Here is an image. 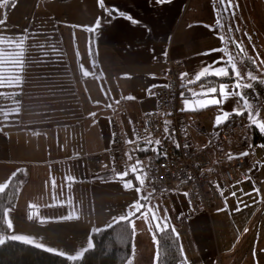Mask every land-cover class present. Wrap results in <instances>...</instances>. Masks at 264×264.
Instances as JSON below:
<instances>
[{
  "label": "crops",
  "instance_id": "obj_1",
  "mask_svg": "<svg viewBox=\"0 0 264 264\" xmlns=\"http://www.w3.org/2000/svg\"><path fill=\"white\" fill-rule=\"evenodd\" d=\"M70 1L67 0V5ZM102 2L103 7L99 0H92L85 4V10L79 9V13L87 17L83 28L86 33L83 50L78 46V40L74 42L75 56L70 54L73 49L68 56L62 46L68 67L66 73L73 76L79 87L76 95L80 105L79 118L59 124L54 123L58 118L54 121L46 119L44 121L49 125L54 124L43 131L14 129L0 123V185L7 183L13 173L21 172L23 176L17 204L11 208L6 221H11L15 233L26 237L42 234L61 238L67 233L65 249L58 252L68 257L86 247L93 233L113 224L114 217L129 210V205L140 194L135 191L138 185L133 178L134 187L125 189L113 176L107 156L112 127H118L123 137L131 140L136 117L156 107L157 91L166 81L165 61L172 43L170 54L179 63L180 74H189L181 80L184 84L178 109L188 130L190 144L199 150L215 147L204 169L209 176L205 188L213 205L209 212H196L183 193L160 194L153 192L147 184L142 193H153L148 205L159 217H167L168 225L175 229L186 264H240L241 258V264H264L260 255L264 252L263 169L261 171L258 166L257 154L251 151V145L257 144L253 129L259 128L249 126L246 113L232 115L215 126L217 116L238 106L235 98L219 106L181 111L185 107L181 93L189 96L188 89L199 92L203 82L188 84L187 81L193 80L202 66L222 56L227 59L215 46L225 29L210 24L211 17L207 13L211 8L214 14L215 4L201 0H168L163 4L156 0ZM188 3L189 9L184 13ZM127 16L138 23L133 24ZM50 18L60 24L52 15L47 17ZM98 19L99 27L96 26ZM66 33L68 38L78 37L77 30ZM74 58L78 73L73 72ZM84 71L89 73L87 77L83 75ZM209 80L217 85L220 82L231 85L227 78L217 81L210 76ZM129 96L134 99H126ZM194 106L199 107V104L190 103L188 107ZM92 113H95L94 117ZM238 116L240 118L234 121L237 128L215 146L220 128ZM73 129L78 131L73 132ZM217 151L224 159H229L230 155L236 158L244 152L250 154L244 156L248 161L246 177L225 183V178L217 173L219 164L224 161L217 157ZM66 176L73 177L74 182L66 183ZM141 203L145 202L141 200ZM30 215L31 220L28 219ZM63 216L72 219H58ZM235 219L244 222L236 223ZM133 220V251L126 264H157L158 258L154 259L158 256L157 231L151 216L149 223L143 216L133 217ZM138 229L140 236L136 233ZM82 230L83 234L79 235ZM9 233L7 236L12 235ZM7 236L0 233V237Z\"/></svg>",
  "mask_w": 264,
  "mask_h": 264
},
{
  "label": "rangeland",
  "instance_id": "obj_2",
  "mask_svg": "<svg viewBox=\"0 0 264 264\" xmlns=\"http://www.w3.org/2000/svg\"><path fill=\"white\" fill-rule=\"evenodd\" d=\"M90 1L92 0H71L67 5V0H14L13 3H15V7L11 6L8 10H6V6L0 8V21H3V23H0V34H6L11 37L12 35L19 36L23 33V31L27 30H29L31 33V30L36 26V23L41 22L44 18H47L48 16L50 17V15H52V18L60 23L57 24V29L60 37L62 36L65 53L68 54L70 49H73L74 52H71L70 54L71 56H75L77 49L75 50L74 42L78 40V46L81 50H83V42L86 35L83 28L86 27L87 17L85 14H80L79 9L81 7L85 10V4L89 3ZM201 1L214 3V0ZM232 4V11L222 17V22L225 29V34L223 35L224 41L222 42L220 38H217L220 42H216L215 46L219 47L227 57L229 53L232 55L238 54V49L235 48L232 40L234 39L237 42H241L249 57L256 59L258 54L259 58L256 59L255 70L250 69L245 63H238L237 66L239 70L242 74L247 71H251L253 75L258 77V79H263L264 63H261V61L264 60V0H232ZM237 5L238 7H236ZM189 6L190 5L188 3L184 13L187 12ZM218 7L219 5L215 4L214 14L211 8H209L207 12L211 17L210 24L212 25H214V23L216 24V20L220 15L217 11H215V9ZM232 12H234V16L232 15ZM229 25L232 29L230 33L228 32ZM68 30H77L78 37H76V39L68 38L69 36L66 33ZM64 33L67 35V38ZM219 33L222 34V32ZM218 36L220 35H217V37ZM249 37L251 38L250 40ZM32 38L34 37L31 36V39ZM68 39H70L71 42H69ZM227 40L230 44L227 42ZM170 47H172V43H170ZM253 49H255V51H253ZM44 57L46 56L44 55L41 57L38 55L31 61L32 64L29 66L30 69H27L26 71L28 80L31 78L39 79L42 75L46 76V78H52L54 76V71L56 70L53 69V63H56V60L52 59L51 61H48L52 65L47 64L44 67L41 65L46 61ZM240 59H244V57L241 56ZM76 62L77 60L74 58V62L72 63L74 73H78V71L75 69ZM59 71L62 73L60 76L65 75V73L62 72V69ZM43 72H48V74L44 75ZM74 73L73 75H75ZM244 82L251 83L247 79H245ZM232 83L233 81H231V84ZM52 84L56 88L50 90L49 93L42 94L41 100L37 101V103L34 105L32 103V98L35 94L33 95L34 90L31 87H28L27 89V86L1 89L0 91L4 90L2 92L5 93L21 92L23 97L18 103L16 101L0 103V123L6 127L14 129L28 130L31 128L33 130L39 129L43 131L48 129L54 123H70L72 120L79 118L80 105L76 96L78 95L79 87L77 83H74L73 76L56 79V81H54ZM50 95H54V98L50 97ZM248 99L251 105L250 110L253 112V114L255 115L257 112L259 113L258 116H256L257 123H264V97L257 93L256 99ZM16 109H19V111L16 112ZM244 113H246V118L249 121L248 111H245ZM231 117L232 116H230V118ZM56 118H58V120L50 125L44 121L46 119L54 121ZM67 120L68 122H66ZM76 131H78V129H73V132ZM262 145H264V143L251 145V151L257 154L256 161L258 162V166L261 168V171L263 169L262 180H264V147H261ZM249 155L250 154L247 156ZM158 205L161 206V204L156 203V206ZM149 207L151 206L149 205ZM150 216L151 215L149 214V219ZM238 221L239 223L244 222L242 220L235 219L236 223H238ZM23 226L25 225L23 224ZM136 231L137 235L140 236L141 230L138 229ZM9 232L12 235H20L19 232L15 233L16 231L14 228L9 230ZM1 234L7 236L5 233ZM82 234L83 230L79 232V235ZM28 237L33 239L35 243H41L45 247L56 249L58 252L65 249L64 241L67 239V233L62 235L61 238H53L42 234L29 235ZM78 240L79 237L77 236V241ZM260 255L264 259V252L260 253ZM242 262L243 259L241 258L239 263L241 264Z\"/></svg>",
  "mask_w": 264,
  "mask_h": 264
},
{
  "label": "snow or ice",
  "instance_id": "obj_3",
  "mask_svg": "<svg viewBox=\"0 0 264 264\" xmlns=\"http://www.w3.org/2000/svg\"><path fill=\"white\" fill-rule=\"evenodd\" d=\"M101 7H103L102 0H99ZM158 3H166L168 0H156ZM10 3V0H0V8L4 6H8ZM214 4H218L219 7L215 9L220 15L218 16L216 20V26L218 29H223L224 24L222 22V17L224 15H227L230 11L233 9L232 0H214ZM12 7H15V3L11 4ZM238 7V5L236 6ZM111 11L109 10V15H111ZM121 16H125L124 13H119ZM232 15L234 16V12H232ZM129 21H131L133 24L138 23L136 20H134L131 16L126 17ZM0 23H3V21H0ZM97 27H99V19L97 21ZM211 27V26H209ZM94 30V29H92ZM231 26L228 27V32H231ZM27 37L21 35L20 37L16 39L8 38L7 43L9 45V49L7 52L8 58L5 59L3 53V50L0 49V88L4 87H22L23 78L22 73L25 69V60H26V52H25V40ZM220 39L222 42L224 41V37L221 36ZM251 38L249 37V40ZM4 40L2 38V35H0V43H3ZM232 43L235 45V48L238 49L237 55H232L231 53L228 54L227 59H225L223 56L219 58L218 60L212 61L209 64H206L201 67V69L195 73L193 80L187 81L188 84L193 83H200V91L196 92L192 89H188L189 96H185L183 93H181L183 102L185 107L181 109V111H198L201 108H205L211 105H222L226 103L229 99L235 98L237 107H234L231 112H223L222 115L216 117V124L215 126H219L220 124L226 122L230 116L232 115H244L245 111H248V119L250 121L249 126L256 125L259 128V131L261 133H264V123H257L256 116H258V112L254 115L253 112L250 110L251 105L246 93V89H250L253 87L251 83H245V79L249 81H256L258 79L257 76L253 75L251 71H247L244 74L241 73V71L238 68L239 64H244L245 62L255 64L256 59H258V54L256 59H253L252 57H249L247 52L242 46L241 42H237L234 39L232 40ZM14 49H17L18 51H13ZM216 51V50H212ZM255 51V49H253ZM166 55V53H165ZM243 56L246 59H240V57ZM261 63H264V60L261 61ZM7 64L10 67V71L5 72L3 69V65ZM219 65V66H217ZM83 75L87 77L89 73L87 71L83 72ZM188 73H181L180 77L181 80H184L185 77H187ZM215 77L217 81H221L225 78L230 79L233 81L231 86L227 83L220 82L218 85L214 81H210L209 77ZM260 83H264V80H260ZM231 87V90H229ZM149 93H151V88L148 89ZM19 95V93H5L0 92V98L3 99H15V97ZM126 99H134V97H127ZM17 103L19 101H16ZM119 103V101H117ZM190 103H198L199 107H192L189 108ZM108 107H111V105H108ZM16 112L19 111V109L15 110ZM93 117L95 116V113L91 114ZM165 125H167L169 122L166 120ZM165 132H167V127H165ZM136 140H129L127 143L132 144L135 143ZM145 143L149 146L152 145H159L161 141L159 139L153 141L150 138V135L145 138ZM179 147V145H176ZM261 147H264L262 145ZM149 148H141L137 146V148L134 151H148ZM151 150L153 152H156L157 154H163L160 149L156 147H151ZM128 160H132L133 157L129 153H125ZM166 155V154H165ZM241 156L248 155L247 152L241 153ZM229 159H233V157L230 155L228 157ZM143 162L137 159L134 164L130 165L129 167L125 168L123 172L117 173V179L122 182L123 187L125 189H131L134 187L133 180L132 179H125V177H128L129 175L132 176V178L137 182V185L135 190L138 194V199L134 201L132 205H129V210H126L124 214H122L119 217H114L113 221L115 224H121V223H127L132 231H135V220H133V217L136 219H139L140 216L144 217V220L146 223H149V213H151V222L155 224V229L157 232H161L164 234L168 233L169 225L167 223V217H159L155 211L152 210L151 207L148 205V201L152 197L153 193H142V189L145 185V179L148 177L147 171H145L144 167H142ZM16 176V173L12 174V177L9 178V182H11L12 178ZM65 182H74L73 177H65ZM53 186H55V180H53ZM9 187V183H5L0 185V193H3L5 189ZM219 187V186H218ZM258 191V190H257ZM153 192H155V189H153ZM223 195V192H221ZM187 195V193H185ZM232 195H235V192L232 193ZM141 200H143L145 203H141ZM246 206V205H245ZM141 209H145V211H141ZM237 210H240L239 204L237 206ZM12 211L11 208H5L3 210V217L5 220H7L8 213ZM139 213V215H137ZM28 219H33V217L30 215ZM59 220H70L72 219L71 216H63L59 217ZM2 227V225H0ZM7 229L11 230L13 225L11 221H7L6 224ZM109 228H113L114 224L110 223L108 225ZM151 231V228H150ZM172 231L174 232L175 229L173 228ZM247 231V230H246ZM7 240L11 241H22L24 244L32 245L36 248H43L47 252H56L59 255H64L63 252H57L56 249H53L51 247H45L41 243H35L33 239L28 238L23 235H9L6 238L0 237V245H3L6 243ZM94 247L93 240L89 238L87 240V246L81 249L79 252L76 253V255H70L68 256V260L70 261H76L80 257L84 256L86 252L91 250ZM157 257H154V259H157ZM130 264V262H129Z\"/></svg>",
  "mask_w": 264,
  "mask_h": 264
},
{
  "label": "built area",
  "instance_id": "obj_4",
  "mask_svg": "<svg viewBox=\"0 0 264 264\" xmlns=\"http://www.w3.org/2000/svg\"><path fill=\"white\" fill-rule=\"evenodd\" d=\"M165 63L166 81L157 91L156 107L137 116L132 125L131 140L135 139L136 142L127 143L117 127L115 125L112 127V139L108 149L112 171L117 176V173L123 172L139 159L148 173L145 183L157 193H187V201L194 211L209 212L213 204L205 188L209 176L205 174L204 169L209 164L211 150L215 147L213 145L199 150L190 144L188 130L178 109L179 94L184 83L180 79L179 63L171 56L170 47ZM166 120L169 122L167 125L164 123ZM236 128L237 124L234 121L222 126L214 140L215 146L225 140L226 136ZM149 135L153 141L159 139L161 143L147 145L145 138ZM177 144L179 147L176 146ZM137 146L149 150L134 151ZM151 147L160 149L163 154L153 152ZM140 152H143V156ZM125 153L131 154L133 159L128 160ZM217 156L219 159H224L221 152L217 151ZM247 166L248 161L245 157L226 159L219 166L217 173L225 178V183H233L246 177ZM217 173L212 174V178H215ZM179 264L186 263L182 260Z\"/></svg>",
  "mask_w": 264,
  "mask_h": 264
},
{
  "label": "trees",
  "instance_id": "obj_5",
  "mask_svg": "<svg viewBox=\"0 0 264 264\" xmlns=\"http://www.w3.org/2000/svg\"><path fill=\"white\" fill-rule=\"evenodd\" d=\"M13 2L14 0H10L9 5L6 6V10L11 7V4ZM35 25L36 26L31 30V33L29 30H27L23 31V33L21 34L27 37L24 44L26 60L25 69L22 73V87L27 86L26 89L28 87H31L34 90L33 95H35L32 98L33 105L36 104L37 101L41 100L42 94L49 93L50 90L56 88L52 84L54 81H56V79L70 77L68 76V73H66L68 72V67L62 52V36L60 37L57 29V24L52 19L46 18L41 22L36 23ZM0 35H2V38L4 40L3 43H0V49L3 50L2 54L4 55V58L7 59V52L9 49L7 39H16L21 35H12L11 37L6 34ZM31 36L34 38L31 39ZM13 51L18 50L14 49L13 46ZM38 55H40L41 57H43L44 55L46 56L44 57L46 61L44 62V64H41L44 67L47 64H51L48 61H51L52 59L56 60V63H53V69H55L56 71H54V76L52 78H46V76L42 75L39 79L31 78L28 80L26 71L27 69H30L29 66L32 64L31 61ZM245 64L252 70L256 69L255 64L247 62H245ZM2 67L5 72L11 70L7 64H4ZM60 69H62V72L65 73L64 76H60L62 74L59 71ZM43 74L47 75L48 72H43ZM260 80H264V78L252 81L251 84L253 85V87L250 89H246L248 98L256 99L257 93H259L260 96L262 95L264 97V83H260ZM6 88L9 87L0 88V90ZM22 97V93L19 92V95H17L15 99L0 98V103L19 101ZM50 97L54 98V95H50ZM239 118L240 116L234 117L229 122L236 121ZM117 129L120 132L118 127ZM253 132L254 142L264 143V133H261L257 128H254ZM110 143L107 148V156ZM140 155L143 156V152H140ZM225 160L226 159H224V161H222L219 166L222 165ZM113 176L117 178L114 173ZM22 177L23 176L21 172L16 173V176L12 178L11 182H9L8 180L7 183H9V187L5 189L3 193H0V225H2V227H0L1 233H9V229H7L6 227L7 221L3 217V210L5 208H14L16 206L20 193ZM125 179H132V176L125 177ZM113 224V228L106 227L96 233H93L92 239L94 247L76 261H70L66 256L59 255L57 253L47 252L43 248H36L32 245L24 244L22 241H11L6 239V243L0 245V264H126V262L132 256L134 232L127 223ZM172 229L173 227L169 225L167 234L157 232V264H179L183 260L179 236L175 231L173 232Z\"/></svg>",
  "mask_w": 264,
  "mask_h": 264
},
{
  "label": "water",
  "instance_id": "obj_6",
  "mask_svg": "<svg viewBox=\"0 0 264 264\" xmlns=\"http://www.w3.org/2000/svg\"><path fill=\"white\" fill-rule=\"evenodd\" d=\"M237 157H244V156L238 155Z\"/></svg>",
  "mask_w": 264,
  "mask_h": 264
}]
</instances>
